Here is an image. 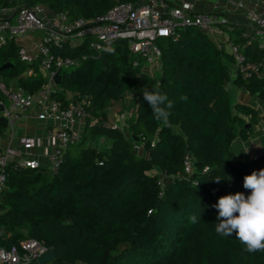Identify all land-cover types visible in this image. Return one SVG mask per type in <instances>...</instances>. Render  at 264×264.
I'll use <instances>...</instances> for the list:
<instances>
[{
    "label": "trees",
    "instance_id": "16d2710c",
    "mask_svg": "<svg viewBox=\"0 0 264 264\" xmlns=\"http://www.w3.org/2000/svg\"><path fill=\"white\" fill-rule=\"evenodd\" d=\"M140 1L0 0V9L41 4L68 19H91L116 2ZM229 25L228 36L245 58L264 62V46L242 37L247 26L233 20ZM157 46L154 75L132 65L126 39L111 47L112 54L96 53L85 42L51 47L54 55L77 61L59 70L56 86L63 103L67 93L85 101L84 125L56 173L7 166L0 247L35 239L54 249L46 264H264V251L249 253L235 234L215 231L218 212L212 207L224 195H249L244 176L264 169V155L245 160L230 149L237 133L248 137L245 125L256 123L258 113L248 104H232L227 87L231 81L264 101V69L247 76L234 72L224 45L217 47L193 25L158 38ZM18 47L14 41L0 47V81L15 79L24 91L35 92L43 78L39 72L23 75L27 64L18 59ZM6 62L11 64L3 67ZM154 87L173 103L171 126L157 121L144 101L141 90ZM126 93L132 97L123 104L128 118L122 130L108 123L107 114ZM185 95L187 101L181 100ZM4 131L0 125V136ZM185 154L194 160L188 173ZM192 215L196 224L189 222Z\"/></svg>",
    "mask_w": 264,
    "mask_h": 264
},
{
    "label": "built area",
    "instance_id": "2783aa9c",
    "mask_svg": "<svg viewBox=\"0 0 264 264\" xmlns=\"http://www.w3.org/2000/svg\"><path fill=\"white\" fill-rule=\"evenodd\" d=\"M211 2L208 11L194 9L195 2ZM234 11L245 14L247 29L242 31L246 43L264 46V10L257 11L246 5L245 0H228L226 5ZM10 9L5 13L0 9V47L9 41L19 44L18 59L27 64L24 76L39 72L43 78L42 86L35 92H26L22 88L10 87L0 81V116L6 118L5 130L13 136L20 114L33 108L36 119L44 122V137L47 141L45 163H42L33 151L39 146L37 137L20 134L16 143L0 147V211L3 192L6 188V168H44L56 173L62 163L67 148L80 139L85 118V101H74L67 93L63 103L57 95L53 75L60 69L73 68L77 61L71 56L54 55L52 46L63 44L75 46L85 42L88 48L100 53L103 48L112 47L117 41L126 39L132 56V65L150 75L159 72L160 49L157 39L176 36L178 30L188 25L198 27L233 58V71L243 76L264 69V62L249 61L239 45L232 43L228 36L230 21L226 6L216 0H141L138 3L116 2L101 15L86 19L77 17L68 19L65 13H51L43 5ZM29 33H38V41L33 45L23 42ZM221 38V39H220ZM35 66L37 70L35 69ZM261 74V73H260ZM7 100V103L5 102ZM121 113L120 117H123ZM112 126H116L113 124ZM139 151V144H134ZM194 160L185 154L183 169L190 172ZM48 247L35 239L25 237L19 246L0 247V264H34L38 256Z\"/></svg>",
    "mask_w": 264,
    "mask_h": 264
},
{
    "label": "clouds",
    "instance_id": "9594fccd",
    "mask_svg": "<svg viewBox=\"0 0 264 264\" xmlns=\"http://www.w3.org/2000/svg\"><path fill=\"white\" fill-rule=\"evenodd\" d=\"M102 51L114 53L111 47L103 48ZM141 91L154 118L165 126H171L169 117L173 103L168 96L159 87L152 90L143 88ZM180 99L187 101V96H181ZM221 179L216 178L215 181L219 183ZM243 188L249 190L250 194L245 196L243 192H236L224 195L212 206L218 212L215 231L224 237L235 234L249 253L264 251V169L245 175ZM197 220L196 215L189 217L191 224H196Z\"/></svg>",
    "mask_w": 264,
    "mask_h": 264
},
{
    "label": "crops",
    "instance_id": "0c3cea01",
    "mask_svg": "<svg viewBox=\"0 0 264 264\" xmlns=\"http://www.w3.org/2000/svg\"><path fill=\"white\" fill-rule=\"evenodd\" d=\"M221 5L226 6L227 14L230 19L238 23L245 24L246 17L241 11H234L232 6L228 3V0H216ZM247 6L255 8L257 11L264 10V1L261 0H245ZM211 8V2H195L194 9L197 11H208ZM5 13H9L10 9H3ZM221 39V38H220ZM24 43L27 45H33L38 41V38L26 37ZM233 66V65H232ZM7 85L10 87L17 86L15 79L8 80ZM228 89L231 93V101L234 103H245L257 110V122L250 124L248 128V137L242 139L239 134L234 137L230 144V149L237 155H240L245 160H250L256 157L257 154L264 155V101L255 95H249L241 88L233 86L232 82H228ZM131 95L126 93L121 101L115 102L108 107L107 119L110 125L117 124L122 130H126L128 112L125 108H121V105L131 99ZM118 103L117 105H115ZM120 113L118 114V112ZM121 113H124L123 117H120ZM44 122L36 119V111L33 108L26 110L20 114V118L15 125V131L13 136L8 130L0 136V147L7 144H15L16 137L20 134H31L38 138L39 146L34 149L33 154L42 163H45L46 144L47 141L44 137ZM247 151V152H246ZM246 152V153H245ZM260 155V156H261Z\"/></svg>",
    "mask_w": 264,
    "mask_h": 264
},
{
    "label": "water",
    "instance_id": "95a60500",
    "mask_svg": "<svg viewBox=\"0 0 264 264\" xmlns=\"http://www.w3.org/2000/svg\"><path fill=\"white\" fill-rule=\"evenodd\" d=\"M11 63L10 62H6L4 63L3 67L4 66H9ZM59 78H60V75L58 72H56L54 75H53V80L56 84H58L59 82ZM3 109V105L0 104V110ZM0 125L5 128L6 127V118L4 116H0ZM246 127H250V124H246L245 125ZM261 154H257L256 157L260 156ZM55 256V253H54V249L49 247L43 254H41L40 256H38V258L36 259V263L37 264H46V263H49Z\"/></svg>",
    "mask_w": 264,
    "mask_h": 264
},
{
    "label": "rangeland",
    "instance_id": "374dc122",
    "mask_svg": "<svg viewBox=\"0 0 264 264\" xmlns=\"http://www.w3.org/2000/svg\"><path fill=\"white\" fill-rule=\"evenodd\" d=\"M38 33H29L28 34V36L30 37V38H33L34 40H36L37 38H38ZM24 42V41H23ZM230 69L231 70H233V66L231 65L230 66ZM157 74V73H156ZM5 102L7 103V100L5 99ZM118 103H116L115 105H117ZM121 108H124V106L123 105H121ZM120 113V111L118 112V114ZM22 232H23V230H22ZM34 264H36V263H34Z\"/></svg>",
    "mask_w": 264,
    "mask_h": 264
}]
</instances>
